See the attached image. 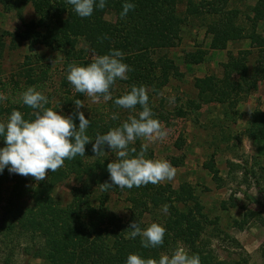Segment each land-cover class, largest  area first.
Segmentation results:
<instances>
[{"label":"rangeland","instance_id":"1","mask_svg":"<svg viewBox=\"0 0 264 264\" xmlns=\"http://www.w3.org/2000/svg\"><path fill=\"white\" fill-rule=\"evenodd\" d=\"M174 1L177 15L183 20L178 44L174 48L160 49L152 56L171 61L170 78L158 94H152L148 104L153 118L160 121L167 136L152 141L139 138V145L147 146L145 157L151 155L152 160H166L175 168L173 180L157 184L168 186L173 201L166 204L167 214L161 211L163 205L149 206L141 218V229L151 223L164 227L175 208L200 220L203 229L194 242L170 240L157 260L183 247L189 255H199L201 264H264V141H252L245 134L250 114L255 110L264 111V81L230 106L213 102L199 105L194 87L196 79L220 78L228 55L250 47L247 41H240L227 43L222 50L212 49V36L207 26L215 16L208 15L207 8H202L201 4L212 2L225 12L237 11L239 19L244 20L252 16L255 0H228L225 6L217 0ZM191 6L197 7L199 13L190 14ZM34 18L29 5L19 16L16 11L8 12L0 2V44L3 45L0 50V108L16 105L24 90L35 87L47 97L49 108L57 110L58 114H68L69 107L64 100L68 87L62 84L64 54L43 46L29 51L26 43H17L9 36ZM103 21L113 25L114 12L107 11ZM257 31L264 36V22L258 24ZM77 50L85 60L94 59L83 40L79 41ZM187 53H202L203 59L198 64L187 63ZM28 75L31 78H27ZM33 80H37L35 85L31 83ZM125 88V84L117 81L112 97L124 93ZM170 99L174 102L170 103ZM80 101L83 108L77 109L75 101L72 108L82 111L85 117L103 116L109 120L112 115L111 100L104 101L101 97L94 102L85 95ZM195 105L199 108H194ZM139 112L137 108L119 112L122 116L119 120L125 122ZM0 113V122H6L9 114ZM176 143L182 144L181 147L177 148ZM211 166L216 175L207 169ZM0 175L8 177L0 187V264H45L44 241L40 235L8 230L5 211L9 208L10 180L18 175L10 174L7 168ZM75 185L76 182L69 178L56 186L52 196L60 205H65ZM137 192V187H117L108 195L107 211L129 222Z\"/></svg>","mask_w":264,"mask_h":264},{"label":"trees","instance_id":"2","mask_svg":"<svg viewBox=\"0 0 264 264\" xmlns=\"http://www.w3.org/2000/svg\"><path fill=\"white\" fill-rule=\"evenodd\" d=\"M227 1L217 0L222 6H225ZM0 2L8 12L16 11L19 16L28 5L35 14L34 19L23 23L13 35L7 33L15 42L26 43L29 51L43 46L64 54L62 84L68 87V96L64 97V100L69 112L61 115H71L77 128V111L72 108V104L85 95L74 92L66 76L69 65L86 66L94 60L87 61L83 58L82 52L77 50L79 41L83 40L89 45L94 58L108 54L110 50H120L124 54L123 63L131 69L127 73V80H117L125 84V92L113 95L111 100L112 115L117 114L118 119L113 120L112 115L109 120L103 116L85 117L90 119L86 134L91 140L85 146V156L65 160L64 165L57 171H48L42 181H36L34 178L28 180V177L21 175L12 177L9 208L5 211L8 230L17 229L40 235L44 241L45 264H125L129 254H138L145 259H157L170 240L194 242L203 229L201 221L189 212H180L175 208L165 222L166 232L162 246L143 248L140 237L134 240L126 239L130 231L129 225L135 222L141 227V218L149 206L157 208L170 204L173 201L172 192L168 186L157 184L139 187L130 209L129 222H123L106 208L109 193L116 191L117 187L107 190L101 187L105 183H111L107 164L116 159L115 153L107 146L104 153L97 156L92 152L96 135L107 133L113 126L119 127L123 123L119 120L122 117L119 112L129 110L116 106L113 103L116 98L129 92L132 86H144L147 92H150V98L167 84L172 70L171 61L154 59L152 56L160 49L174 48L178 44L183 20L177 15L175 1L129 0L135 4V8L124 18L120 17V12L125 0H107L106 7L94 10L89 18L78 17L65 0ZM216 6L212 2L201 4L202 8H207L208 15L215 16L207 26V32L212 36L211 48L222 50L227 47V43L240 41H247L250 47L228 55L220 78L206 76L196 79L194 87L198 92L199 105L213 102L230 106L235 105L241 97L254 91L259 82L264 81V36L257 31L258 24L264 22V0H255L252 16L244 20L239 19L237 11L225 12ZM194 7L188 9L190 14L199 13L197 7ZM107 11H113L115 14L113 25L103 21ZM2 46L1 43L0 50ZM202 59V53L185 54L187 63L198 64ZM27 78L31 76L28 75ZM31 83L35 85L37 80ZM112 88L113 86L110 92ZM199 105L194 108H199ZM45 107L50 106L47 104ZM136 108L142 111L139 105ZM13 110L20 111L26 120L35 118L34 110L24 106L21 101L6 109L0 108V112L9 115ZM182 114L179 112V115ZM134 117L138 118V114ZM245 134L252 141H264V111L255 110L250 114ZM176 145L180 148L182 144ZM4 146L0 137V147ZM142 147L137 139L129 145L130 149H136V153L130 154H138ZM145 158L151 159V155ZM207 169L216 175L212 166ZM69 178L73 179L76 185L70 191V201L60 205L52 194L59 183ZM5 180H8L7 175H0V187ZM27 183L30 184L26 186ZM198 214L203 216L199 212Z\"/></svg>","mask_w":264,"mask_h":264},{"label":"clouds","instance_id":"3","mask_svg":"<svg viewBox=\"0 0 264 264\" xmlns=\"http://www.w3.org/2000/svg\"><path fill=\"white\" fill-rule=\"evenodd\" d=\"M65 2L72 6L78 17L89 18L94 10L104 9L107 0ZM134 8V3L125 0L120 17H126ZM123 57L120 50H110L108 54L95 56L93 62L86 66L69 65L66 79L74 92L84 94L94 102L101 97L104 101L113 100L111 87L117 80H127V73L131 71L123 63ZM20 101L34 110L35 118L26 120L20 111L13 110L6 122H0V137L5 145L0 147V174L7 168L10 174L31 176L36 181H42L48 171H57L65 160L85 156V146L91 142L86 134L90 119H86L82 111L75 113V118L79 121L77 128L71 115H61L57 110L45 107L48 99L35 87L24 90ZM148 102L149 96L144 86H132L129 92L113 101L116 106L129 110H134L139 105L142 111L138 113V118L130 117L119 127L96 135L92 144L95 156L104 153L105 146L116 156L113 162L107 164L111 183L101 185L103 189H132L173 180L175 168L166 160L145 158L146 145L138 154H130L136 153V149H130L129 145L139 138L152 141L167 136L160 121L153 118ZM172 102L174 99H170V103ZM75 106L77 109L83 108L79 99ZM111 118L118 119V115L113 113ZM161 211L167 214L168 205H163ZM129 229L126 239L140 237L143 248H157L164 244L166 229L158 223H151L141 229L134 222L129 225ZM125 264H201V261L199 255H189L183 247H177L171 255H161L158 260L129 254Z\"/></svg>","mask_w":264,"mask_h":264}]
</instances>
